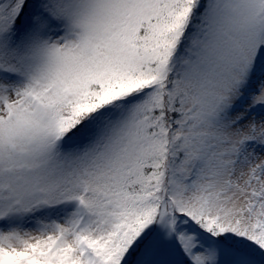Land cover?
Instances as JSON below:
<instances>
[{
	"label": "snow or ice",
	"instance_id": "6c2138e0",
	"mask_svg": "<svg viewBox=\"0 0 264 264\" xmlns=\"http://www.w3.org/2000/svg\"><path fill=\"white\" fill-rule=\"evenodd\" d=\"M0 264H264V0H0Z\"/></svg>",
	"mask_w": 264,
	"mask_h": 264
}]
</instances>
